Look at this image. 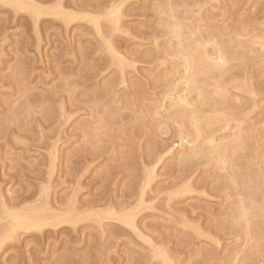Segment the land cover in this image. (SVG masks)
I'll return each mask as SVG.
<instances>
[{"label": "rangeland", "instance_id": "rangeland-1", "mask_svg": "<svg viewBox=\"0 0 264 264\" xmlns=\"http://www.w3.org/2000/svg\"><path fill=\"white\" fill-rule=\"evenodd\" d=\"M0 264H264V0H0Z\"/></svg>", "mask_w": 264, "mask_h": 264}]
</instances>
